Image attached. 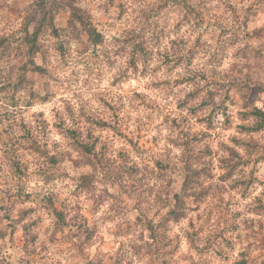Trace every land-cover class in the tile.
Here are the masks:
<instances>
[{
  "label": "clouds",
  "instance_id": "9594fccd",
  "mask_svg": "<svg viewBox=\"0 0 264 264\" xmlns=\"http://www.w3.org/2000/svg\"><path fill=\"white\" fill-rule=\"evenodd\" d=\"M0 264H264V0H0Z\"/></svg>",
  "mask_w": 264,
  "mask_h": 264
}]
</instances>
